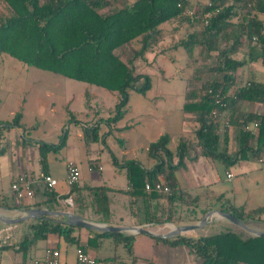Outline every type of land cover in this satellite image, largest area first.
Here are the masks:
<instances>
[{
	"label": "trees",
	"instance_id": "16d2710c",
	"mask_svg": "<svg viewBox=\"0 0 264 264\" xmlns=\"http://www.w3.org/2000/svg\"><path fill=\"white\" fill-rule=\"evenodd\" d=\"M5 12L0 15V53L17 59L25 67H36L70 79L82 81L118 94L112 114L106 118L111 125L124 115L128 93L135 90L145 93L151 86L150 76L136 72L134 60L157 44L162 35L160 26L167 22L188 23L192 30L177 45L185 49L189 57H212L206 69H195L186 81L182 111L195 123L194 135L201 154L221 161L226 167L238 159L257 157L264 147V116L241 112L242 102L264 103V83L248 81L236 87L235 72L244 64L235 57L243 39L253 40L261 50L264 62V0H0ZM186 9H192L189 16ZM208 13L204 24V14ZM139 43L138 47L135 44ZM133 48V55L124 60L117 51ZM211 90V92H209ZM222 105L215 103L216 93ZM217 107L220 116L210 117ZM228 111V122L238 125L239 149L233 154L221 147L220 120ZM21 113L0 127H21ZM258 122L256 134L244 130L250 122ZM86 143L100 139L97 127H84ZM227 129L224 142H227ZM65 134L57 143L39 142L40 163L46 172L49 152H58L65 144ZM169 135L164 133L148 145L149 156L156 160L151 169H145L135 160H125L120 166L126 169L131 185L130 196L141 194L146 213L145 221L194 222L208 210L218 207L229 212L246 224L262 222L264 205L252 209L236 206L229 199H222L200 207L196 197L178 187L175 170L182 164L186 145L181 142L176 154L180 161L172 164L173 153L168 147ZM112 160L116 163L115 157ZM164 182L169 193L154 189L157 182ZM148 183L151 190L145 189ZM77 184L70 186L76 191V200H83ZM89 208L98 221H107L110 208L105 186H85ZM39 191L43 199L31 203L13 204L18 208H47L60 210L63 206L52 189H34L32 198ZM13 198L19 201L13 195ZM163 198L167 205L149 209L150 199ZM24 199V198H23ZM22 201V199H21ZM85 202V201H84ZM186 206L187 217L180 215L179 207ZM78 213H81L77 211ZM83 213V212H82ZM96 216V217H95ZM80 226L68 225L51 217H42L29 224L19 241L0 245V249L15 248L24 258L30 246L39 239L54 234L71 245H84L75 234ZM86 247L94 249L100 237H112L123 243L131 252L133 236L122 232H99L89 229ZM171 245H185L202 260L201 264H264V236H243L240 232L225 229L197 238L177 236L172 239L155 237Z\"/></svg>",
	"mask_w": 264,
	"mask_h": 264
},
{
	"label": "crops",
	"instance_id": "0c3cea01",
	"mask_svg": "<svg viewBox=\"0 0 264 264\" xmlns=\"http://www.w3.org/2000/svg\"><path fill=\"white\" fill-rule=\"evenodd\" d=\"M264 17L263 15H260ZM173 28L168 35L170 38L177 32L181 30L185 32H191L192 27L188 23L184 25L171 24ZM168 25V24H167ZM170 27V26H169ZM162 35L160 36L157 44L162 45L167 41V36L164 35L163 28L160 26ZM187 33V34H188ZM173 37V36H172ZM176 37V36H175ZM171 40V39H170ZM178 37L176 40H172V44L168 50H163V52L169 54L166 56L169 58L168 61H175L180 58L177 54ZM153 45L150 49L145 52L153 53ZM198 50H194L193 57L190 58V63L187 65L189 70L188 75L185 74V86L182 90V101L179 103V97L177 96L176 89L171 88L168 92L167 102H171L174 109L179 110V133L177 135H172L169 131H162L159 127H154V123L166 122L167 116L169 115L170 109L156 107L155 102L157 100H162L165 104L166 99L160 97L158 93L160 91H154L152 93V86L145 92L140 93L135 90H130L128 95V103L126 111L122 116V123L117 121L114 124L109 125L106 122V118L110 115L109 113L113 111L114 105L118 100V94L115 92H110L108 90L90 86L85 84L82 86L79 94H82L83 108L89 105L87 112L83 115L84 117L77 115L76 112H80L77 108L70 109V104L74 102L75 96L72 94H67L68 90L65 89L63 95V103L68 111V116L72 119V131L71 135L76 138L81 145L85 148L86 158H87V170H81L78 161L73 158L69 152H71L72 147L67 143V134L70 127V122L66 123L65 119L59 122H52V124L43 131V135H33L39 127L40 124L37 119H34L31 123L23 124V107L24 101L20 102L19 109L22 110L20 124L21 127H11L9 129L0 130V212L7 215L10 218H19L24 216L26 210L29 208L14 207V205L31 203L34 200L41 201L43 196H41L39 191H36L34 199L31 197H26L17 201L13 198V193L10 189V185L14 178L18 174H25L28 178L38 177L41 172H43L42 165L40 163V154L38 150L39 142H44L48 144L57 143L62 136L65 134V144L56 153L49 152L46 157V172L57 179V184L52 188L55 192L58 201L63 206V209L73 212L85 219L95 222L102 223L110 226H123L126 230L117 231L122 232L127 235L133 236L132 250L129 252L123 243L115 242L112 237H100L97 241V245L94 249L88 248L90 253L94 256L95 264H201L202 260L195 257L188 249L187 246L171 245L162 240H156L155 237L166 238L163 235L170 233L174 226L195 224L198 222H173V221H162V222H151L145 221L146 213L143 204V197L138 195L137 197L130 196V183L126 175V169L121 167L120 164L125 160H135L141 167L145 169H151L156 164V160L149 156L147 149L151 141L156 140L160 135L167 133L169 135V143L174 142V149H170L173 153L172 164L176 165L180 159L176 154L177 148L181 142L186 145L185 156L182 159V164L175 170L178 187L192 197L197 198L200 207H205L216 202L219 204L222 199H229L231 203L236 206H244L246 209H252L257 206H262L261 204H254L256 196L252 193L247 195L246 187L243 186L239 180V183L226 185L218 184L221 176L219 175V170L222 168V173L226 180L231 181L236 179L234 172L231 170L232 166H237L239 168L240 177L246 176L248 172L254 171L251 169V165L256 168L255 163H259L261 168L255 169L256 175L254 176L255 187L259 190L264 189V147L260 154L255 157H247L243 159H238L229 166H225L221 161L213 159L211 157H206L201 154V149L196 141L194 135L195 123L190 119V115L185 114L182 111V106L184 103L185 92H186V81L192 76L195 69H206L212 64V57H203L197 55ZM162 53H160V60H156L158 63L164 62L162 58ZM145 55V54H144ZM144 57V56H143ZM142 57V58H143ZM155 57V56H154ZM165 57V56H163ZM235 57L238 59H243L244 64L235 72L234 84L236 87L242 86L248 81L254 80L264 83V62L261 56V50L258 45L253 40L243 39L242 45L238 49ZM141 58V57H140ZM137 60V58L134 60ZM133 63V64H134ZM163 71V67H159ZM144 71V72H142ZM140 70L139 72L150 74L148 70ZM163 77L165 74L162 73ZM67 87V86H66ZM69 88V87H68ZM72 89V88H69ZM67 91V93H66ZM112 93V94H111ZM66 94V95H65ZM50 95L48 92L46 94H41L34 97L35 108L40 110L47 107L50 104V109H53L54 102L50 101ZM148 99L151 101L150 105L146 108L129 106V101L131 99ZM88 99V101H87ZM87 102V104H85ZM170 104V103H169ZM91 106V107H90ZM94 106V107H93ZM241 112L248 114H255L259 116H264V103L259 102H242L240 104ZM18 111L9 110V114L12 116ZM11 116V118H12ZM10 118V119H11ZM228 111L225 112L220 120V141L221 147H226L229 154H233L239 149V129L238 125H231L228 122ZM120 119V120H121ZM67 120V119H66ZM144 120V121H142ZM8 121H3L0 119V127L3 126ZM227 123V124H225ZM253 122L247 123L252 126ZM167 124V122H166ZM245 124V125H247ZM67 126L66 130L63 131L64 126ZM244 125V126H245ZM135 126H142V132L135 131ZM243 126V128H244ZM84 127H97L100 139L96 142L86 143L84 138ZM227 129V142H224V133ZM137 135L134 137L131 134L133 131ZM56 131V136L59 139L57 142L50 141L48 139V132ZM114 133V134H113ZM116 134V135H115ZM256 134V133H255ZM184 135V137H183ZM183 137V138H182ZM119 143V151L122 154L121 161L113 162L112 156L114 155L108 144ZM107 142V150L110 151V167L106 169V164L100 162V156L103 153L102 144ZM102 143V144H101ZM168 143V147H169ZM114 145V144H113ZM106 147L105 145H103ZM114 147V146H113ZM144 155V159L140 158ZM53 159L60 158L63 164L62 171L59 173L54 169L52 164ZM114 157V156H113ZM74 162L80 171V177L77 184L79 189H82L81 194L83 200H76L78 194L76 191L70 192V186L65 183L66 175V163ZM218 162V164L216 163ZM250 167V168H249ZM211 174H209V172ZM214 172L215 176L212 175ZM227 172L232 174V177H227ZM260 172V175L258 174ZM218 174V175H217ZM261 174H263L261 176ZM85 186H105L107 191V198L110 208V214L107 221H98L94 218L89 208H86L88 197L87 191L84 189ZM41 189L42 186H37L34 184V189ZM85 201V202H84ZM14 204V205H13ZM149 209L152 211L156 207L162 205L166 206L167 202L163 198L150 199L148 202ZM183 209L186 206H182ZM35 208V207H30ZM220 209L218 207L212 208ZM211 210V209H210ZM221 210V209H220ZM77 211L81 212L78 213ZM209 211V210H208ZM83 212V213H82ZM96 217V216H95ZM186 217L184 216V219ZM264 218V215H262ZM39 218H26L24 220H19L13 223H2L0 222V245H10L16 243L20 240L22 235L27 231L28 225L35 223ZM57 220L62 218L57 217ZM186 220V219H185ZM225 219L221 218L218 214H213V216L208 217L206 223L201 224L197 228H193L182 232L179 235L184 237L197 238L199 236H205L202 231L208 226H215L224 223ZM257 223V222H255ZM132 227L143 228L147 232H135ZM89 229L81 227L75 231L78 235L80 242L84 245L86 244L87 238L89 236ZM101 232V231H99ZM214 234V233H213ZM211 235V234H209ZM170 237L167 239H172ZM17 248V246H15ZM15 248L0 249V264H41L46 251L50 248H55L59 251L60 261L62 264H72L75 261V245L68 244L63 239L58 238L54 234H49L45 239H39L35 241L27 251L26 256L23 258L19 251ZM37 261V263L35 262Z\"/></svg>",
	"mask_w": 264,
	"mask_h": 264
},
{
	"label": "rangeland",
	"instance_id": "374dc122",
	"mask_svg": "<svg viewBox=\"0 0 264 264\" xmlns=\"http://www.w3.org/2000/svg\"><path fill=\"white\" fill-rule=\"evenodd\" d=\"M5 12V7L4 5L0 2V15ZM179 24L184 25V23H178L177 21L174 22H167L165 24H162L163 32L164 35L167 36V41L162 45L161 44H156V46L153 48V53L150 54L149 52H145L143 54V58L140 56L137 58V60L134 63L135 71L139 72L140 70H148L150 73V82L152 86V93L154 94V91H160L158 95L160 97H164L166 99V103L164 104L162 100H157L155 102H152L153 104L156 105L160 109V107H164L167 109H170L171 111L169 112V115L167 116V124L166 122H160L157 123L155 122L153 125L154 127H159L162 129V131H169L172 135H177L179 133V126H178V119H179V110L174 109L173 105L171 102H167L168 98V90L171 88L176 89L177 96L179 97V103L181 104L182 101V90L185 86V79L184 76L185 74L188 75L189 70L187 68V65L190 63V58L185 49L181 46H178L177 48V54L180 55V58L176 59L175 61H168L169 58L166 56H169L168 53L165 52L162 53L163 50H168L170 45L172 44V40H176L178 37V41L181 38H185L188 32H185L181 30L180 32H177L175 35L173 34L171 38L168 36L171 33L173 28L171 29V25L169 24ZM168 24V25H167ZM170 26V27H169ZM176 36V37H175ZM171 39V40H170ZM135 47L139 46V43L134 45ZM133 46H126L121 48L120 50L117 51L118 55H120L124 60H127L129 56L133 55ZM149 49V48H148ZM147 49V50H148ZM160 53H162V58L164 62L159 63V67H163V71L161 68L157 67L158 63H156V60H160ZM155 56V57H154ZM165 56V57H163ZM144 72V71H142ZM162 73L165 74V77H163ZM85 83L82 81L70 79L67 77H63L60 75H55L49 71H45L36 67H25L23 66L17 59L8 56L4 53H0V119L3 121H9L11 118V114H9V110H15L18 112H22L21 109H19V104L20 102L24 101V107H23V118H22V123L28 124L34 121V119H37L40 127L33 132V135H43V131H46L47 128L52 124V122H59L63 119H65L66 123L70 122V127L68 130H66L67 126L65 125L63 128V131L66 130L68 131L67 134V143L69 144L70 147H72L71 152H69L71 155H73V158L78 161L80 169L81 170H87V158H86V151L83 145L79 143V141L76 138H73L71 135L72 131V119L68 116V111L66 107L64 106L63 103V95L65 93V89L68 90L67 94H72L75 96L74 102L70 104V109L77 108L80 110V112H76L77 115L79 114L80 116L84 117L83 115L85 112H87L89 105L85 108H83V97L82 94H79V92L82 89V86H84ZM67 86V87H66ZM72 89H69V88ZM48 92L50 95V101L54 102V107L53 109H50V104L47 105L44 109L40 110L38 108H35L34 105V97L41 95V94H46ZM112 94V93H111ZM66 95V94H65ZM88 101V99H87ZM151 101L148 99H131L129 101V106L133 109V107H138V108H146L150 105ZM87 104V102L85 103ZM91 107V106H90ZM94 107V106H93ZM113 112V111H112ZM110 112L109 114H112ZM144 121V120H142ZM123 120H119L118 123H122ZM142 132V126H135V131ZM131 131V134L134 137H137L135 133ZM56 131H50L48 132V139L50 141H55L59 139L56 136ZM114 134V133H113ZM116 135V134H115ZM184 137V135H183ZM182 137V138H183ZM102 144V143H101ZM107 142L102 144L103 148V153L100 156V162L103 164L105 163L106 169L110 167V151L107 150ZM114 144V145H113ZM105 145L106 147H104ZM175 143L171 142L169 143V148L174 149ZM114 146V147H113ZM119 143H113L111 140V143L108 144V147L110 148L111 152L114 154L113 156L117 161H121L122 159V154L119 151ZM142 157L140 158L141 160L144 159ZM52 157L51 161L54 166V169L57 170V172H61L63 168L62 161L60 158L57 157V159H53ZM218 164V162H216ZM260 163V162H259ZM259 163H255L257 166L254 168L253 165H251V169L255 171L257 168H261V165ZM250 168V167H249ZM231 170L234 172V175L236 179L228 181L224 177V173H222V168L219 170V175L221 176L220 180L218 181V184H223L224 186L226 185H232V184H237L242 182L241 184L246 187V194L251 195L252 193L256 196L254 204H261L264 203V189L259 190L255 187L254 184V176L256 173L254 171L248 172L246 176L240 177L241 174H239V168L237 166H232ZM209 172V171H208ZM211 174V172H209ZM260 175V172L258 173ZM213 176H215L214 172L212 173ZM218 175V174H217ZM263 174H261L262 176ZM180 210V215L187 217V213L184 211L183 208L179 207ZM264 215V214H263ZM198 216L201 218L203 214L199 212ZM200 220V219H199ZM194 221L195 222H198ZM250 227L264 231V219L262 222H257V223H252V224H247ZM225 229H231L237 232H240L243 236H248L250 235L246 230L242 229L241 227L229 222V221H224V223H221L219 225H213V226H208L206 227L202 233L205 235L217 233L221 230Z\"/></svg>",
	"mask_w": 264,
	"mask_h": 264
},
{
	"label": "built area",
	"instance_id": "2783aa9c",
	"mask_svg": "<svg viewBox=\"0 0 264 264\" xmlns=\"http://www.w3.org/2000/svg\"><path fill=\"white\" fill-rule=\"evenodd\" d=\"M186 13L189 16L193 15L192 9H186ZM204 24L207 23L208 13L204 14ZM264 31V29H263ZM211 92V90H209ZM215 103L217 105H222L219 92L216 93ZM220 116V112L217 107H214L210 112V117L212 119H217ZM227 124V123H225ZM258 127V122L254 121L252 126L249 124L244 126V130L252 131L256 133V129ZM227 177H232V174L227 172ZM80 177V171L78 166L74 162L66 163V175H65V183L67 186H72L78 183ZM42 186L45 189H52L57 184V179L51 176L48 173L41 172L38 177L28 178L25 174H18L10 185V189L13 195L18 199H23L26 197H31L33 194V186ZM151 186L146 183L145 189L151 190ZM154 189L160 193H169V187L164 182H157L154 185ZM37 263V261H35ZM41 264H62L60 261L59 251L55 248H50L46 251L44 258ZM72 264H95L94 256L90 253L86 245L76 246L75 248V261Z\"/></svg>",
	"mask_w": 264,
	"mask_h": 264
},
{
	"label": "water",
	"instance_id": "95a60500",
	"mask_svg": "<svg viewBox=\"0 0 264 264\" xmlns=\"http://www.w3.org/2000/svg\"><path fill=\"white\" fill-rule=\"evenodd\" d=\"M213 214H218L221 218L241 227L242 229L246 230L251 236H264V231L256 230L250 227L249 225L239 220L237 217H235L231 213L220 210V209H213V210L211 209L204 214V216L198 223L174 226L173 230L170 233L163 235V237H166V238L174 237L187 230L197 228L201 224L206 223L208 217L213 216ZM46 216L51 217V218L60 217L62 218V222H64L65 224L73 225V226H81L86 229H91V230L101 231V232H117V231H122V230L127 229L126 227H123V226L121 227L120 226H110V225H106L102 223L91 222L85 219L84 217L79 216L70 211L50 210L47 208H29L26 210L25 215L19 218H10L7 215L2 214L0 212V222L8 224V223L17 222L19 220H24L26 218H42ZM130 229H132L135 232H147L143 228L132 227Z\"/></svg>",
	"mask_w": 264,
	"mask_h": 264
}]
</instances>
